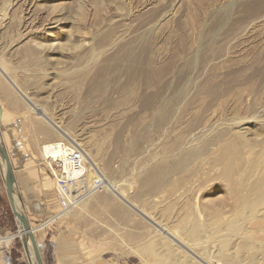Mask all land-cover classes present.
Listing matches in <instances>:
<instances>
[{"label": "rangeland", "instance_id": "rangeland-1", "mask_svg": "<svg viewBox=\"0 0 264 264\" xmlns=\"http://www.w3.org/2000/svg\"><path fill=\"white\" fill-rule=\"evenodd\" d=\"M0 80L113 185L66 216L39 155V232L77 212L120 261L264 264V0H0Z\"/></svg>", "mask_w": 264, "mask_h": 264}, {"label": "crops", "instance_id": "crops-1", "mask_svg": "<svg viewBox=\"0 0 264 264\" xmlns=\"http://www.w3.org/2000/svg\"><path fill=\"white\" fill-rule=\"evenodd\" d=\"M26 104L21 95L17 96L11 86L0 80V130L3 144L12 163L17 195L25 205L24 210L31 226L37 228L55 214L46 206L42 186L44 171L35 164L34 159L39 158L41 144L51 142L54 138L44 124L37 122L33 125L31 119L27 118ZM42 166L53 181L47 167L43 163ZM68 218L71 219L63 221L64 226H58L60 222H56L58 224L52 228L44 230L45 227L38 231L37 242L44 264H131L127 260L120 261L113 246L100 251L97 246L88 249L82 247L78 235L72 233L79 232L85 226L80 225L82 215L73 212ZM18 233L19 223L7 193L6 167L0 163V264H23V244L18 243L19 238L14 239Z\"/></svg>", "mask_w": 264, "mask_h": 264}, {"label": "built area", "instance_id": "built-area-1", "mask_svg": "<svg viewBox=\"0 0 264 264\" xmlns=\"http://www.w3.org/2000/svg\"><path fill=\"white\" fill-rule=\"evenodd\" d=\"M40 157L53 178L60 213L77 205V187H85L87 195L112 194L110 180L75 142L62 138L44 143L40 148Z\"/></svg>", "mask_w": 264, "mask_h": 264}, {"label": "water", "instance_id": "water-1", "mask_svg": "<svg viewBox=\"0 0 264 264\" xmlns=\"http://www.w3.org/2000/svg\"><path fill=\"white\" fill-rule=\"evenodd\" d=\"M0 163L6 167L7 175V193L9 197V202L16 220L19 223V233L14 236V239L19 238L23 244L24 251L28 256L29 264H33L31 258L29 257L30 249L32 250L35 257V264H44L41 249L37 242L36 232L38 230L31 226L27 214L22 207L21 198L17 195L16 191V178L12 168V163L3 144V139L0 130Z\"/></svg>", "mask_w": 264, "mask_h": 264}, {"label": "bare ground", "instance_id": "bare-ground-1", "mask_svg": "<svg viewBox=\"0 0 264 264\" xmlns=\"http://www.w3.org/2000/svg\"><path fill=\"white\" fill-rule=\"evenodd\" d=\"M24 97V96H23ZM31 105V104H30ZM34 110H37V108H35ZM233 152L232 151H229V150H226V156H227V158L228 159H231L232 157H233ZM113 186V185H112ZM113 190V189H112ZM91 195V194H90ZM89 195H87V196H85V197H88ZM78 201H77V205L82 201V200H84L85 198L84 197H82V196H79L78 198H76ZM77 205H75V206H77ZM74 206V207H75ZM73 207V208H74ZM71 210V209H70ZM70 210H68V211H66V212H64V213H62V214H67L68 215V213H70ZM73 210V209H72ZM61 215V214H60ZM66 215V216H67ZM43 227V226H42ZM42 227H38V231L42 228ZM30 254H29V257L31 258V260H32V263L33 264H35V257H34V254H33V252H32V250L30 249ZM26 257H27V259L29 260V258H28V256L26 255Z\"/></svg>", "mask_w": 264, "mask_h": 264}]
</instances>
